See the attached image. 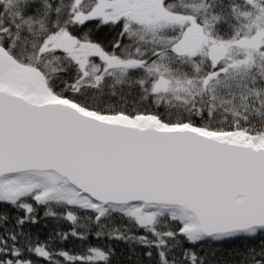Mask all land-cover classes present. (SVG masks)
<instances>
[{
    "label": "snow or ice",
    "instance_id": "obj_1",
    "mask_svg": "<svg viewBox=\"0 0 264 264\" xmlns=\"http://www.w3.org/2000/svg\"><path fill=\"white\" fill-rule=\"evenodd\" d=\"M122 259L264 264V0H0V264Z\"/></svg>",
    "mask_w": 264,
    "mask_h": 264
},
{
    "label": "trees",
    "instance_id": "obj_2",
    "mask_svg": "<svg viewBox=\"0 0 264 264\" xmlns=\"http://www.w3.org/2000/svg\"><path fill=\"white\" fill-rule=\"evenodd\" d=\"M107 30L105 29L104 32L100 34V38H103L106 36ZM162 111V110H161ZM39 215H40V223L37 225H34L32 227V231L35 233H38L41 240L46 239L49 237L54 230L57 231H67L70 227V224L64 221H58L53 218H44V209H39ZM87 244L91 245H99V246H105L108 244H111L112 246L117 248L118 252L123 251L125 254L127 253V246L116 241H108L105 239L97 240L94 238H89V240L85 242H81L80 240H77L75 238L69 237V239L66 242L63 243H57V248H69L73 250L74 252L81 253L84 251V248L87 246ZM232 251V246L226 245L224 248V256L229 257L230 253ZM43 264V262H41ZM121 264H128L127 261H124L122 259Z\"/></svg>",
    "mask_w": 264,
    "mask_h": 264
}]
</instances>
